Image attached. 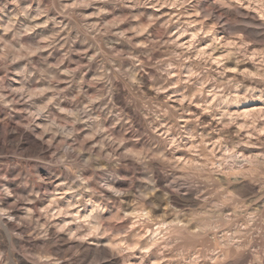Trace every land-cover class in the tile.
Instances as JSON below:
<instances>
[{"label": "clouds", "instance_id": "9594fccd", "mask_svg": "<svg viewBox=\"0 0 264 264\" xmlns=\"http://www.w3.org/2000/svg\"><path fill=\"white\" fill-rule=\"evenodd\" d=\"M0 264H264V0H0Z\"/></svg>", "mask_w": 264, "mask_h": 264}]
</instances>
